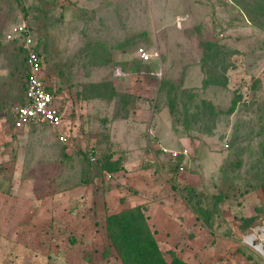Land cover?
<instances>
[{
    "label": "rangeland",
    "instance_id": "374dc122",
    "mask_svg": "<svg viewBox=\"0 0 264 264\" xmlns=\"http://www.w3.org/2000/svg\"><path fill=\"white\" fill-rule=\"evenodd\" d=\"M18 1L0 0V264H81L65 261L68 251L96 256L92 264H120L105 232L89 223L78 231L68 218L55 222L28 204L83 180L103 182L105 174L118 181L117 171L140 159L209 236L223 225L234 236L229 223L264 229V0ZM22 20L62 105L59 132L68 144L46 125L13 118L25 71L12 28ZM113 132L115 142L148 147V135L160 148L115 155ZM91 149L96 163L88 161ZM190 238L156 241L167 261L171 252L190 261Z\"/></svg>",
    "mask_w": 264,
    "mask_h": 264
},
{
    "label": "crops",
    "instance_id": "0c3cea01",
    "mask_svg": "<svg viewBox=\"0 0 264 264\" xmlns=\"http://www.w3.org/2000/svg\"><path fill=\"white\" fill-rule=\"evenodd\" d=\"M115 139H117V133L113 132L110 136L112 144L109 145L111 152L117 155L116 153L124 150L128 158H130V155H134L133 157L136 158L135 155H140L142 152L150 155L160 148V142L157 144L150 141L148 135L146 143H152L151 146L148 145L149 148L143 147L144 145L140 142L138 144L115 142ZM115 155L113 154L111 159ZM142 161V159L137 161L134 169H127L126 172L124 170L117 171V174L119 173L117 175L118 181H108L110 178L105 174L101 178V181L104 180L103 182L98 181L99 183L96 182L94 185L92 183L80 184L62 192L50 194L45 199L30 201L28 205L31 210L33 207L39 209L41 214L49 219H57L58 221L55 222L58 223L64 222L68 218L67 222L73 227L75 226L78 231L83 230L86 224L89 223L88 228H90V231L95 230L99 234L106 233L105 218L107 215L140 205L145 207L144 212L148 217V225L155 233L156 239L157 236L161 235L165 242L171 241L176 245L175 243L182 238V235H185L186 239L188 234L191 236L189 239L191 249H189L191 250L190 257L193 259L189 261L186 257H180L188 263L235 264L234 262H236L237 264L239 256H241L245 258V260L241 259V264H264V233L260 224L249 227L244 223H229L234 236L228 233L224 225L225 231L222 230L221 234H217L214 230L215 235L209 236L208 227L204 226L201 220L197 219L198 216L184 205L183 200L175 194L172 187L165 183H157L153 171L150 167L144 168ZM43 201L44 203H42ZM73 205L77 207L76 211H70L69 206L73 207ZM21 211L25 210L22 209ZM78 222L79 226H77ZM68 242L70 243V241ZM71 242H74L73 238ZM73 244H69V246H74ZM232 249L238 250L240 254L229 255L228 251L233 252ZM71 252L66 253L65 261L78 260L81 264H92L93 259L96 257L91 258L88 256L84 260L82 256H76ZM54 253L58 254L57 251ZM203 253L206 257L205 261H200L198 257ZM59 254L63 255V252Z\"/></svg>",
    "mask_w": 264,
    "mask_h": 264
},
{
    "label": "built area",
    "instance_id": "2783aa9c",
    "mask_svg": "<svg viewBox=\"0 0 264 264\" xmlns=\"http://www.w3.org/2000/svg\"><path fill=\"white\" fill-rule=\"evenodd\" d=\"M12 32L26 52L23 101L12 111L14 120L21 125H46L57 132L58 141L68 144V137L59 132L63 127L62 105L45 82L43 61L35 50L36 42L28 22L25 20L18 22L13 26ZM138 57L142 61H149L150 55L144 49H139ZM114 74L118 77L125 75L120 68H115ZM96 158L97 153L91 149L89 160L94 162ZM262 232L264 233V229Z\"/></svg>",
    "mask_w": 264,
    "mask_h": 264
},
{
    "label": "trees",
    "instance_id": "16d2710c",
    "mask_svg": "<svg viewBox=\"0 0 264 264\" xmlns=\"http://www.w3.org/2000/svg\"><path fill=\"white\" fill-rule=\"evenodd\" d=\"M20 1L21 0L18 2ZM35 42V50L42 59L38 42ZM20 47L24 55V77H26V52L22 46ZM97 159H99L98 156ZM88 161L90 163L97 162H91L89 160V155ZM106 169L108 171H115L116 167H109ZM87 183H89V181L83 180L80 184L84 185ZM144 211L145 207L138 205L117 213L109 214L105 219L106 237L109 241V247H112L115 250L119 257L120 264H191L177 256L175 252L170 253L169 261L164 258V255L154 237V232L148 225V217L145 215Z\"/></svg>",
    "mask_w": 264,
    "mask_h": 264
}]
</instances>
